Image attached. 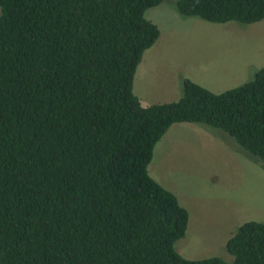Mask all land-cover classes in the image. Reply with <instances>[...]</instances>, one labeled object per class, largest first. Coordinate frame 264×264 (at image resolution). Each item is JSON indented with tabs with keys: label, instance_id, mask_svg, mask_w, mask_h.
<instances>
[{
	"label": "trees",
	"instance_id": "1",
	"mask_svg": "<svg viewBox=\"0 0 264 264\" xmlns=\"http://www.w3.org/2000/svg\"><path fill=\"white\" fill-rule=\"evenodd\" d=\"M162 0H0V264H264V222L225 243L231 261L183 258L189 214L148 174L174 124L221 130L264 164V67L176 101L133 92L160 36ZM182 17L249 25L264 0H177Z\"/></svg>",
	"mask_w": 264,
	"mask_h": 264
},
{
	"label": "rangeland",
	"instance_id": "2",
	"mask_svg": "<svg viewBox=\"0 0 264 264\" xmlns=\"http://www.w3.org/2000/svg\"><path fill=\"white\" fill-rule=\"evenodd\" d=\"M176 1L162 0L145 12L160 36L134 76V93L143 104L144 82L149 102L162 103L179 98L183 79L221 93L252 80L264 67V19L249 25L210 23L182 17ZM174 79L178 90L165 93L164 83L172 87ZM156 85L161 91L153 90ZM148 173L188 211L186 233L174 244L185 259L231 261L227 240L245 222H264V164L221 130L172 125L156 144Z\"/></svg>",
	"mask_w": 264,
	"mask_h": 264
},
{
	"label": "crops",
	"instance_id": "3",
	"mask_svg": "<svg viewBox=\"0 0 264 264\" xmlns=\"http://www.w3.org/2000/svg\"><path fill=\"white\" fill-rule=\"evenodd\" d=\"M145 54V53H144ZM145 56V55H144ZM150 56L148 55V58H149ZM147 58V57H146ZM148 67V66H147ZM146 67H144V69H145ZM167 82V81H166ZM165 82V83H166ZM165 83H164V87H165V93H170V92H175V90H178V83L176 82V79H174V86H172L171 87V84H166L165 85ZM137 87V86H136ZM147 88V85H146V83L144 82V96H143V99H144V104H143V101H141L140 100V98L138 97V99H139V101H140V103L142 104V106H144V107H147V106H151V105H153V104H162V103H169V102H173V101H176V100H165V101H163L162 103H150L149 102V98H148V93H149V91L146 89ZM154 91H161V89H160V85H156V86H154V89H153ZM133 92H134V89H133ZM143 92V91H142ZM167 96H169V95H167ZM142 99V98H141ZM154 165H152L153 167L152 168H154V169H159V167L158 168H156V164L155 163H153ZM149 174V173H148ZM154 180V179H153ZM155 181V180H154ZM158 183V182H157ZM166 185L168 186V187H170L167 183H166ZM166 189V188H165ZM168 190V189H167ZM179 201V200H178ZM188 206H189V204H187Z\"/></svg>",
	"mask_w": 264,
	"mask_h": 264
}]
</instances>
